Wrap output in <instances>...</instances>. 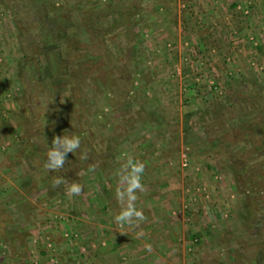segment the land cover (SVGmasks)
I'll return each mask as SVG.
<instances>
[{"label": "rangeland", "instance_id": "374dc122", "mask_svg": "<svg viewBox=\"0 0 264 264\" xmlns=\"http://www.w3.org/2000/svg\"><path fill=\"white\" fill-rule=\"evenodd\" d=\"M35 2L0 0V264H264V0H56L96 61L44 44L60 16ZM70 96L92 115L40 126Z\"/></svg>", "mask_w": 264, "mask_h": 264}, {"label": "trees", "instance_id": "16d2710c", "mask_svg": "<svg viewBox=\"0 0 264 264\" xmlns=\"http://www.w3.org/2000/svg\"><path fill=\"white\" fill-rule=\"evenodd\" d=\"M25 1L28 4V6L26 4L25 7H28V8L29 7L32 8L33 5H34L33 2H35V1H37V3L35 2L36 5L37 4L39 5L41 3V0H25ZM46 2H48V4H46ZM55 2H56V0H55ZM55 2H53L51 0H48V1L47 0H44V4L43 5L45 6L46 13L47 14L50 13V12L54 13L55 14V16H53V17H55L54 20H57V18L60 16V21L61 22L63 21L66 24L63 25V24H61V22H56V26H53V28L51 30L53 32L52 35L50 33H47L46 34V37H45V39H44L43 42H44V44H49V43L51 44V43H53L54 45L55 44H58L59 42L60 43L63 42V44H66V46L70 47L68 49L69 50L68 55L71 57V53L73 51H75V50L78 51V50H82L83 49L82 46H81V43L82 42L79 41V40H77V39H75V38L74 39H71V38H67L66 37V38L60 39V36L59 37L57 36L58 35L57 32H59L60 34H61V32L65 34L66 27H68V26L70 27L69 24H71V23H69L70 21L68 22L69 15L66 14L63 11L64 8L63 7L56 6V3ZM66 19H67V22H66ZM89 21H88V25H89L88 26V30L90 31L91 34H94V39L97 41L98 38H99V39L103 40L105 43H107V40L106 39H107L108 32H106V31L99 32L98 30H100L101 28L99 27V25H96L97 22H96V24H94L95 22H92L91 23ZM64 26H65V28H64ZM54 27H55V30H54ZM92 44H93L92 42L91 43L89 42L88 45L86 46V48L83 45V47L85 49L82 50V51H85L84 52L85 53L84 55L87 56L86 58H88L90 54H93L94 60L96 61L97 55L95 53H93L94 50L91 49L92 46H93ZM84 55L81 54V56H84ZM63 59L65 61H67L66 64H65V66L62 65V68L64 69L63 73L64 74H70L71 69H72L70 67V63L73 62V60L70 58V60L68 61L69 57L66 58L65 56H63ZM95 67L93 68V63H92L91 68H89V73L95 72V69H96ZM94 74H91L90 77L92 75H94ZM92 79L93 80H96V77L92 76ZM77 98H79V97H77ZM77 98H74V100H72V97L70 96V97H66L63 102H56L55 101L52 104V106H51L52 107V109H50L51 112H50V110H47L48 112L46 111L45 113H43L40 116V120H39L40 126L45 125L46 121L48 122V121L51 120V118H54L56 116H61V117L68 118L69 121H70L73 117L75 118V117L79 116V114L88 112L85 108H83L81 102L78 101ZM88 113L90 115H92V113H90V112H88ZM95 114L96 113L93 112V115H95ZM90 115H88V117H92ZM74 133H76V132H74ZM86 144H91V143H86ZM69 156H70V158H73L74 159L76 157V154L73 153V152H71V151H69ZM72 161L73 162H77V159L72 160Z\"/></svg>", "mask_w": 264, "mask_h": 264}, {"label": "clouds", "instance_id": "9594fccd", "mask_svg": "<svg viewBox=\"0 0 264 264\" xmlns=\"http://www.w3.org/2000/svg\"><path fill=\"white\" fill-rule=\"evenodd\" d=\"M57 145H62L63 151L57 148ZM81 141L78 135H63L55 137L52 141V147L47 152V161L45 167L48 171H56L63 167L64 161L66 160V153L71 151L73 153L76 152L77 149L80 148ZM86 158V157H83ZM128 165L132 166L133 175L129 180V183L126 187L127 192L129 193L130 200H136V195H133V189H142L141 184V174L144 171V164L140 161H133V159L129 158L127 163L124 165L127 167ZM53 186H59L63 183V179L60 177H56L52 181ZM82 191V186L79 183H72L68 188V192L72 195H79ZM123 191L117 192V197L122 196ZM145 219L142 211L137 210L136 207H133L131 204L126 209H122V211L115 217V220L118 224H132L134 221H143ZM148 252L152 251V246L147 244L145 246Z\"/></svg>", "mask_w": 264, "mask_h": 264}, {"label": "built area", "instance_id": "2783aa9c", "mask_svg": "<svg viewBox=\"0 0 264 264\" xmlns=\"http://www.w3.org/2000/svg\"><path fill=\"white\" fill-rule=\"evenodd\" d=\"M67 235H69V233H66Z\"/></svg>", "mask_w": 264, "mask_h": 264}]
</instances>
